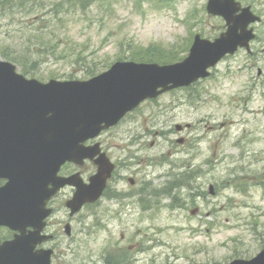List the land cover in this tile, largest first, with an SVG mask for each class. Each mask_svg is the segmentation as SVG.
Here are the masks:
<instances>
[{
	"label": "rangeland",
	"instance_id": "rangeland-1",
	"mask_svg": "<svg viewBox=\"0 0 264 264\" xmlns=\"http://www.w3.org/2000/svg\"><path fill=\"white\" fill-rule=\"evenodd\" d=\"M28 1L35 2L30 11L8 10L5 28H0V60L2 50L11 45L13 54L21 57L17 70H33V59L35 69L27 76L45 81L67 80L71 73L86 79L90 62L99 63L100 69L119 58L140 60L150 51L182 59L196 34L217 36L225 30L220 18L208 14V0H96L80 22L65 20L57 26L60 43L91 45L84 53L90 60L87 66L78 65L77 53L63 61L38 56L37 44L26 42L30 34L51 31L33 30L40 16L46 15L49 22L55 13L40 5L62 0ZM246 1L257 6V0ZM46 25L56 27L54 21ZM27 51L33 58H23ZM254 53L249 57L241 52L222 62L214 77L196 83L190 92L176 90L147 101L102 136L104 150L119 164L111 192L107 189L106 198L86 205L73 218L64 205L70 190L56 201L58 210L48 232L57 235L49 243L57 248V263L103 264L106 254L130 259V264H226L263 249L264 53ZM178 124L192 126L178 132ZM129 177L135 178V188L127 184ZM142 183L148 187L142 190ZM154 190L160 193L154 195ZM114 192L131 196L108 199ZM196 208L199 212L192 215ZM200 229L213 234L202 236Z\"/></svg>",
	"mask_w": 264,
	"mask_h": 264
},
{
	"label": "water",
	"instance_id": "water-1",
	"mask_svg": "<svg viewBox=\"0 0 264 264\" xmlns=\"http://www.w3.org/2000/svg\"><path fill=\"white\" fill-rule=\"evenodd\" d=\"M208 10L226 17L230 25L229 33L239 25L244 27L234 15L236 8L230 1L210 0ZM226 47H220L217 42L207 43L197 37L190 57L183 63L163 67L155 64L134 66L117 63L108 72L85 83L53 81L42 85L24 80L15 74L13 66L2 64L0 115L6 109L9 110L5 126H15L12 129L13 135H29L32 126H39L41 132L51 129L57 144V156L63 155L64 151L66 156L73 158L79 143L86 137L96 135L103 122L108 126V121L116 119L139 101L156 97L173 87L188 85L198 77L208 75L205 70L217 61L219 52ZM202 51L210 54L203 57L200 53ZM160 87L163 89L159 91ZM40 140L45 142V138ZM111 169L110 165L108 168L103 167L94 177L100 180L98 187L104 186ZM85 195L88 192L83 196L78 190L77 196L90 200ZM232 264H264V251L251 261H236Z\"/></svg>",
	"mask_w": 264,
	"mask_h": 264
},
{
	"label": "trees",
	"instance_id": "trees-1",
	"mask_svg": "<svg viewBox=\"0 0 264 264\" xmlns=\"http://www.w3.org/2000/svg\"><path fill=\"white\" fill-rule=\"evenodd\" d=\"M92 3H94V0H73L71 2L70 6L73 8V10H71V13H74V14H70L69 18L72 17V16H75L77 14L76 11L78 10L79 7H82V9H84L88 5H91ZM64 7H65L64 3L56 4V6H55L56 12H55V15H54V19H52L51 21H54V22L56 21V22H58V24L60 23L61 17L59 16V14H60V12H62ZM43 28L47 29L48 26L45 25L44 27L39 28V30H41V32H42ZM49 35H50L49 40H46L45 35L43 33H41L39 35H36V37H34V38H32V37L35 36V35H30L28 41L31 42L32 39H34V42L37 44V48L35 50L39 54L44 53L45 55L50 54V55H54L55 56L56 54L60 53L59 52V45H61L62 42L60 43V40L58 39V36H57L56 33H54V31L52 33H49ZM63 45H64V50L61 51V53H64V52L68 53V52L71 51V54H72L75 51L76 48H80L81 49V46L74 45V44H67V42H64ZM11 54H13V53H10L9 50H6L4 52V55L6 57H9V58H12ZM13 56H15V58L18 59L17 61H19L21 59V57L19 59L18 56L14 55V54H13ZM27 56H31L32 57L31 51H27L26 53H24L23 58L27 59ZM77 57H78L77 61L80 64L83 63L85 66H87V61L88 60L86 61V58L82 56L81 51H80V54H77ZM140 60L155 61V62H159V63L174 62L173 59L165 56L163 53L156 54L153 51H150L149 54H147L146 57H141ZM95 67H97V65H95V66L92 65V68H95ZM89 69H91V68H89ZM91 70H93V69H91Z\"/></svg>",
	"mask_w": 264,
	"mask_h": 264
},
{
	"label": "flooded vegetation",
	"instance_id": "flooded-vegetation-1",
	"mask_svg": "<svg viewBox=\"0 0 264 264\" xmlns=\"http://www.w3.org/2000/svg\"><path fill=\"white\" fill-rule=\"evenodd\" d=\"M257 4L260 6L261 10L255 9V12L260 16V20L252 25L255 32V38L253 39V41H251V50H245L246 53L251 57L256 56L254 52L260 51L261 53H264V0H257ZM87 175V172L84 173L85 178L87 177Z\"/></svg>",
	"mask_w": 264,
	"mask_h": 264
},
{
	"label": "bare ground",
	"instance_id": "bare-ground-1",
	"mask_svg": "<svg viewBox=\"0 0 264 264\" xmlns=\"http://www.w3.org/2000/svg\"><path fill=\"white\" fill-rule=\"evenodd\" d=\"M174 190L170 191V194L173 192ZM154 195H158L160 192L158 190H154L153 191ZM103 264H128L130 262V259L128 260H119V261H114L110 258H105L103 261ZM130 264V263H129Z\"/></svg>",
	"mask_w": 264,
	"mask_h": 264
}]
</instances>
